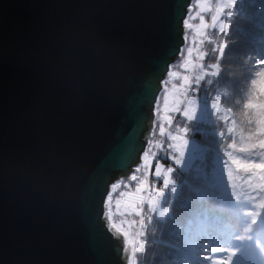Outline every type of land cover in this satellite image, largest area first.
I'll list each match as a JSON object with an SVG mask.
<instances>
[{
    "label": "water",
    "instance_id": "95a60500",
    "mask_svg": "<svg viewBox=\"0 0 264 264\" xmlns=\"http://www.w3.org/2000/svg\"><path fill=\"white\" fill-rule=\"evenodd\" d=\"M194 1L0 0V264H129L115 232L98 258L107 221L87 217L152 151L150 97Z\"/></svg>",
    "mask_w": 264,
    "mask_h": 264
},
{
    "label": "trees",
    "instance_id": "16d2710c",
    "mask_svg": "<svg viewBox=\"0 0 264 264\" xmlns=\"http://www.w3.org/2000/svg\"><path fill=\"white\" fill-rule=\"evenodd\" d=\"M195 1L192 3L188 17L195 11ZM226 10L233 12L228 35L225 36L216 29L212 33L206 31L209 40H227L228 42L225 58L221 62V76L213 79L207 91L208 94L220 91L222 93L220 103L239 123L242 135L247 138L255 137V132L259 130L258 119L254 117V110L247 105L255 97L256 86L252 84V80L258 79L256 72L260 66L257 61L264 46V0H239L232 8ZM206 20L210 21L208 17ZM193 30L190 29L189 32H194ZM209 40H204L202 48L208 53L206 63L211 64L215 62L212 52L215 45L210 44ZM188 45L187 39L185 48ZM180 64L182 63L174 64L172 71L176 70ZM205 90L206 87L200 90V94L202 95ZM223 123V120L216 119L205 125L195 123L191 125L195 135L189 137L200 144L203 152L202 160L199 159V168L203 170L204 178L199 177V172L194 168L188 172L176 171L174 179L180 191L163 218H159L158 213L148 212L145 205L143 235L140 237V240L144 241L143 251L136 253V264H211L210 261L200 258L201 251L196 247L201 235L208 237L209 244L229 246L231 232H237L239 235L234 236L245 237L243 240L264 247V232L260 228L251 230L249 234L245 231L246 227H242L245 225L244 216L238 217L227 210L221 211L218 200L215 199L216 195H212L213 197L210 194L204 195L210 193L218 154H223L233 143V137L226 135L228 132ZM185 124L182 117H178L174 127H169V130L176 132L185 127ZM162 125L160 116L156 117L152 141H155L161 133ZM168 142H170L169 139L165 143ZM160 153L156 156L159 162L166 167L171 165L168 154L164 157ZM259 165L258 162L254 163V169L249 176L260 177ZM138 178L144 179L139 173ZM149 179L158 184V187L154 189H160L163 196L165 190L161 187L160 179H155L153 176ZM205 179L206 183L203 182ZM163 206H169L168 198ZM186 228L190 230L188 233L185 231ZM248 237L251 238L248 239ZM253 244L248 246L253 248Z\"/></svg>",
    "mask_w": 264,
    "mask_h": 264
},
{
    "label": "rangeland",
    "instance_id": "374dc122",
    "mask_svg": "<svg viewBox=\"0 0 264 264\" xmlns=\"http://www.w3.org/2000/svg\"><path fill=\"white\" fill-rule=\"evenodd\" d=\"M239 0H236V2ZM206 11H201L200 4L197 0L194 3V13L191 14L189 18V23L193 26L190 29H194V32L188 35L189 45L185 48V56L184 58H180L178 63L179 65L174 72L177 73L175 77L169 78V84L167 85L169 90H173L176 94H179L183 90V75H196L198 74L195 69H186L184 66V59H187V51L189 48L192 49V59L193 62H198L197 53L203 50V43H201V31H208L212 33L213 28L205 27L201 29V24L210 25L212 23V17L217 15L219 9L222 6L228 4L229 0H204ZM213 12V13H212ZM207 15V16H206ZM210 15V16H209ZM201 16H203V20H201ZM206 17L210 19L209 22L206 20ZM223 13L220 14V19L224 20ZM218 30V29H216ZM264 57V46L262 48V52L259 58ZM203 63H206V56L204 57ZM208 79H212L213 77H207L205 81L201 83V88L206 87V90L203 92L201 96L203 101V106L200 109L199 119L195 121V124L205 125L206 123L214 122L216 119L223 120V125L226 131L228 132L226 135H232L233 143L229 145L228 149L224 151L223 154H218L215 169L212 175V185L210 193L204 194L213 197L212 195H216V200H218V207L221 211L227 210L230 213H234L238 217L242 215L244 216L245 225L242 227H246L245 231L249 232L251 230H257L262 222H264V168L260 169V177H251L249 176L250 172L254 169V163L258 162L260 165L264 164V115L254 110V117H257L259 130L257 129L255 137H244L241 133V126L237 123L230 113L222 107L220 103V99L222 98V93L219 91L214 94H208L207 89L210 85L207 83ZM206 97V98H205ZM161 106L163 107V100H161ZM160 108V118L162 124L165 128V134L162 136L159 133V136L155 141L150 140L149 146L152 147V151L147 150L145 154H148L149 159L153 161L152 168L149 167L148 173H145L143 170L139 173L141 177L147 180L149 185L154 189L158 187V184L154 181H150L149 177L153 176L155 179H160L161 187L165 190L164 195L161 197V202L159 206L153 211L158 213L159 218H163L167 215L168 210L171 204L176 200L180 187L176 180L174 179V175L176 171L188 172L191 169H197L199 172V177H203V170L199 168V159L202 160V154L200 144L189 137L190 143L177 142L179 144V150L173 145V141L168 136V132H170L169 127H174L176 123V119L178 117H182V121L185 126L188 122L184 119L181 114L172 113L171 115L174 117L171 124H168L164 121V108ZM250 113V112H249ZM253 117V116H252ZM183 128V127H182ZM180 128V129H182ZM171 132L175 133L171 130ZM167 144L165 143L168 140ZM161 152V153H160ZM183 152V155H181ZM163 155L164 157L168 154V159L170 160L171 165L166 167L164 164H161L157 159L158 154ZM143 158V156H142ZM159 158V157H158ZM158 161H157V160ZM179 161V162H178ZM143 167L142 164H140ZM156 170L161 172L159 177L156 176ZM204 178V177H203ZM167 180V183L164 181ZM206 183V179L203 181ZM124 191H134L135 185L131 188H123ZM147 195V193H145ZM119 198V193L114 195L113 205L116 206V199ZM165 198V199H164ZM168 198L169 206H163L164 201ZM210 198V197H206ZM147 206V205H146ZM145 207V206H144ZM114 208V216L113 221L119 224L122 220L125 222L135 221L132 225L130 231L134 233H138L142 231V226L139 225V221L141 219L140 216L130 214L126 216L120 215V209ZM127 217V218H125ZM257 221L253 223V221ZM258 225V226H257ZM125 227H127V223H125ZM186 233L190 230L186 228ZM261 231L264 232V226L261 228ZM233 232H231L232 238L229 246L227 245H217V244H209L208 237H201L198 239L196 247L199 251H201L200 258L205 259L206 256L211 255L209 250L212 247L216 246H224L231 247V244L241 243L240 248H236L240 245L234 247L232 245L231 248L239 249V252L234 257V264H257V261H261L264 264V247L260 248L259 245H254L251 241L238 240L236 236H233ZM237 235V232H235ZM252 236V235H251ZM141 236H137L136 238L140 240ZM242 237V236H241ZM242 242L245 246H242ZM246 242V243H245ZM248 244H253L254 250H250V246ZM252 251V252H251ZM218 255V254H217ZM199 264V263H196Z\"/></svg>",
    "mask_w": 264,
    "mask_h": 264
},
{
    "label": "snow or ice",
    "instance_id": "6c2138e0",
    "mask_svg": "<svg viewBox=\"0 0 264 264\" xmlns=\"http://www.w3.org/2000/svg\"><path fill=\"white\" fill-rule=\"evenodd\" d=\"M200 4L201 11H206L204 0H197ZM236 4V0H229L228 4L222 6L219 9L217 15L212 17V23L210 25L201 24V29L205 27H210L213 29H218V31L225 36L228 35V30L231 28V17L233 15L232 11L226 10L232 8ZM185 4H183L182 12L183 15L181 17L184 28L190 29L193 26L189 23V18H186L185 14ZM188 12H191V6H188ZM226 17V19L221 20L220 14ZM203 16H201V20H203ZM201 43H204V40H209L208 35L201 31ZM187 35L184 34L182 36L183 43H179L178 46L172 49L173 54L176 57L184 58L185 56V47L184 45L187 43ZM210 44H214L215 47L212 50L215 56V62L211 64L203 63L204 57L208 55L207 52H198V62L194 63L192 59V49L189 48L187 51V59H184V66L186 69H195L198 74L196 75H183V90L176 94L173 90H169L167 85L169 84V78L175 77L177 75L176 72L172 71V67L175 62L172 59H168L164 64V73L167 76V79H161L160 85L163 87H159L156 89V92L153 93L150 97V103L153 108V118L159 117L160 114V106L161 100H163V108H164V121L168 124H171L174 117L171 115L172 113L181 114L184 119L188 122V124L179 129L175 133L168 132V136L174 142L173 145L179 150V144L177 142L190 143L189 136L195 135V130L191 127L192 124L195 123L196 120L199 119L200 109L203 106V101L200 96V88L201 83L205 81L207 77L219 78L221 76V62L225 58L226 50L228 49L227 40L218 41V40H209ZM258 71L256 72V76L258 79H253L252 84L256 86L255 97L249 101L247 107L255 109L256 112L264 115V57L259 58L257 61ZM207 83L211 84L212 79H208ZM147 87V85H146ZM206 98V97H205ZM137 129H140L138 123H136ZM161 135L165 134V128L162 125L160 127ZM135 141L136 136L135 133L129 136L126 146L124 149V153L121 156L120 160L123 161L126 157L132 155L135 150ZM183 155V152H181ZM179 162V161H178ZM153 161L149 159L148 154H144L141 160V166L133 167L130 176L129 182L125 184L124 181H116L112 182L108 185L105 191V198L101 201V210L98 214V218L96 215L91 213L89 210L88 214V222L90 225H94L99 223L101 220H106L107 223L101 226V230L97 231L96 229H92L97 237V254L99 259H103L105 253V245H104V237L107 236L110 240V237L107 235L109 232L122 234L124 237V243L126 245L125 252L129 254V264H136V253L139 251H143V240H138L136 237L143 235L142 231L138 233H134L130 231L132 225L136 223L135 221H121L119 224L113 221V198L114 194L118 189L121 188V185H124L125 188L132 187L131 182H137L135 184L134 191H120L119 198L116 199V207L120 209V215L126 216L128 214L140 216L141 219L139 221V225H143L145 212V205H147V211H154L161 202L162 192L160 189H153L151 185L147 182L146 179H138V173L142 170L145 173H148L149 167L152 168ZM259 167L264 168V164L259 165ZM161 172L156 170V176L159 177ZM168 181L165 180L164 183ZM147 193V195H145ZM257 221H253L255 223ZM125 223H127V227H125ZM245 237H237L238 240H243ZM251 237H248L250 239ZM209 252L211 255L205 257V260L210 261L211 264H234V257L239 252V249H234L231 247L224 246H216L212 247ZM218 254V255H217Z\"/></svg>",
    "mask_w": 264,
    "mask_h": 264
},
{
    "label": "flooded vegetation",
    "instance_id": "af4514ba",
    "mask_svg": "<svg viewBox=\"0 0 264 264\" xmlns=\"http://www.w3.org/2000/svg\"><path fill=\"white\" fill-rule=\"evenodd\" d=\"M128 182L129 181H125V184H127ZM131 183H132V186H134L137 182H131ZM123 188H125L124 185H121V188L117 190V192L115 193V195L118 194V193H120V191H124ZM130 188L132 189V187H130ZM114 208H116L118 210V208L115 205H113V208H112L113 216H114ZM130 215L133 216L132 214H130ZM125 218H127V217H125Z\"/></svg>",
    "mask_w": 264,
    "mask_h": 264
}]
</instances>
